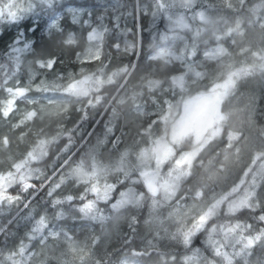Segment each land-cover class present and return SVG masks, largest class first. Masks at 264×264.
Instances as JSON below:
<instances>
[{
    "label": "snow or ice",
    "instance_id": "6c2138e0",
    "mask_svg": "<svg viewBox=\"0 0 264 264\" xmlns=\"http://www.w3.org/2000/svg\"><path fill=\"white\" fill-rule=\"evenodd\" d=\"M221 2L233 17V25L226 28L223 36L231 37L232 44L237 43L235 37L239 36V53L251 56L252 63L248 64L246 60H241L239 64L225 62L223 58L232 53L218 44L211 51L204 52L207 59L218 61L213 72L197 70L196 38L204 30L201 25L213 23L207 9L202 5L198 7L197 0H152L150 7L141 9L137 0L134 19L139 20L143 13L151 15L153 23L158 19L167 21V30L159 39H175L179 31L187 30L192 33V43L186 44L179 55L168 48H160L150 58L162 60L165 68L173 60L179 61L183 71H169L166 80L155 78L158 73L143 75L140 77L139 92L134 91L129 97L128 78L136 66L130 61L128 65L112 70L113 53L105 51L107 35L114 40L107 47L114 48L117 54L123 51L139 55V42L136 40H125L121 49L119 37L132 31L121 28L120 20L124 13L114 15L109 26L104 15L93 17L92 13H88L89 19L85 20L79 10L69 9L71 24L78 25L82 32L87 29L84 38L87 47L80 50L76 32L65 28L62 23L65 17L59 14L60 0H0V27L10 25L16 29L5 52L7 62L0 63V93L7 94L0 96V123L17 128L30 121L43 122L46 118H55L60 129L55 137L48 140L39 138L43 133L41 128L35 146L21 153L19 158L12 159L6 168L0 169V209H11L23 203L27 212L19 217L17 224L24 222L28 241L21 240L9 246L5 239L0 245V264H53V260L55 264H101V261L91 259L98 238L92 237L90 241L81 243L62 221L69 212H74L79 215H73V220L87 219L103 224L118 218L124 209L142 207L146 198L150 216L151 210L157 206L166 204L170 208L168 219L178 226L174 232L164 231L167 239L185 249L183 264H252L250 258L255 254L254 250H264V129L250 145L247 144L249 138L243 133L227 131L224 148H235L239 154L241 148L238 145H247L251 153L249 161L239 172H234L236 161L225 163L217 159L219 167L206 177L214 181V186L201 184L193 197L203 200L204 206L186 221L183 219V210L189 207L186 202L189 197L180 192L182 183H192L203 168L205 157L221 147V144L210 142L220 137L230 122L231 112L228 109L236 98L238 82L257 72L264 74V15L260 14L264 10V0L251 7L248 0ZM45 16L48 18L45 30L50 35L59 34L58 47L68 46L73 50L78 70H61L62 58L47 48L44 49L46 57L36 54L37 42L28 33L31 31L35 35ZM134 27H139V24ZM249 28H259L258 46L247 40ZM221 39V35L216 36L218 42ZM28 56L33 59L28 61L27 82L22 84L19 74ZM205 79L208 83H202ZM10 81L13 83L10 84ZM111 85L115 86L106 87ZM192 85L196 86L195 94H192ZM137 95L147 96L152 105L150 110L146 108L147 100L143 104L135 103ZM18 100L32 107L25 108L21 114ZM129 100L138 114L150 116L146 124H139L135 131V136L139 138L134 140L136 164L126 165L132 154L128 149L121 152L116 163L109 165L99 163L95 151H85L77 160H73L74 153L69 152L62 161L58 153L53 161H49L52 175L45 176L39 186L33 183L43 175L39 167L32 166L33 162L47 157L48 145L59 136L67 135L68 142L61 152L68 151L74 134L89 119V109L102 106L110 118L104 122L101 132H85L81 139L88 144L84 137L95 135L97 145H101L109 142L111 134V143L116 147L120 137L115 136L117 127L113 121L121 112L119 106ZM72 112L80 113V116L75 127L67 129L63 121L70 119ZM17 116L21 118L17 120ZM26 134L21 133V138ZM10 143L7 136L0 140L5 149ZM113 172L118 175L109 181L108 176ZM226 176L231 177L230 182L221 183ZM190 177L192 180H189ZM136 184H142L146 192L131 186ZM65 185L77 191H65ZM45 186L47 199L43 200V206L39 202L33 204L29 197L34 198ZM204 187H210V194L203 191ZM30 189L34 191L30 192ZM161 192L162 201L157 199ZM25 193L28 195L25 196ZM195 207L193 204L192 208ZM245 212L252 213L251 219L256 223L244 219ZM139 222L137 214L130 216L128 228L133 236L138 233ZM148 222L145 221L146 224ZM7 235V229L0 225V236L6 238ZM162 238L156 230L151 239L145 238L144 246L133 251V255L150 256L152 252H157L164 256L158 244ZM123 243L131 244L132 237L125 236ZM61 245L64 250L60 257L49 259L44 256V249H55ZM176 259L175 255L171 256L173 262ZM120 264L129 262L123 260ZM132 264L143 262L136 260ZM257 264H264V256L258 257Z\"/></svg>",
    "mask_w": 264,
    "mask_h": 264
},
{
    "label": "trees",
    "instance_id": "16d2710c",
    "mask_svg": "<svg viewBox=\"0 0 264 264\" xmlns=\"http://www.w3.org/2000/svg\"><path fill=\"white\" fill-rule=\"evenodd\" d=\"M152 3V0H139V4L150 7ZM137 0H60V15L64 16L63 21H67L68 16L66 13L67 7H75L80 8L83 11V14L86 18H89L88 13H92L93 17L97 15H104L105 16V23H108L109 26H111V18L114 13L121 12L124 13L125 16H122L120 20L121 28H129L132 29L131 32L127 33L126 36L122 35L119 37V42L122 44L125 40L132 41L136 40L139 42V46L137 51L139 52V55H133L131 53H124L120 52L119 54L116 53V50L114 48H108L107 45L110 43H113L114 40L111 36L106 35L105 39V51H111L113 53V59L110 67L112 70H116L117 67H121L124 65H128L131 61L132 64H134L136 67L131 70V75L129 76V84H128V91L127 96H132L133 92H139V83H140V77L143 75H147L148 73L156 74L158 73L155 78H164L166 77V74L171 71L174 73H178L182 71V67L180 62L173 61L171 64L167 65L165 68L164 66H161L162 63L160 60H152L150 57H152V53L155 51V49L158 46H161L165 44L167 41H164L162 39H159V36L166 32L167 30V21L164 20H156L155 23L152 22L151 15H144L141 13L139 20H136L133 18L135 15V8H136ZM113 5L116 7L113 8ZM107 9V12L105 10ZM226 10V13L229 12L228 9L223 8L219 9V12L221 10ZM129 13H132V15H129ZM127 17L129 19H127ZM229 20V19H228ZM231 21H229L228 24H230ZM139 24V27H134V25ZM218 24V23H217ZM44 25H45V17L41 20L40 24V30L35 32V35L31 31H29V36H31L36 42H37V48H36V54L41 56H47V52L44 51L45 48H47L48 51L55 54L57 57H60L63 55V53L70 52V62L71 64H74V52L71 48L68 46L64 47H58L59 45V34L50 35L48 31H44ZM65 28L67 26L63 24ZM6 26V25H4ZM3 27V26H2ZM0 27V30H2ZM27 27V25H25ZM33 27H35L33 25ZM86 29L82 32L83 39L86 37V34L84 35ZM224 28L220 25L215 29V33H211V29H207L205 35H200L197 40V57L196 60L202 61L200 56V51L202 48L212 46L214 44H217L218 41L215 39V35L223 34ZM181 35H184L188 38H192L191 32L187 30L179 31ZM135 34V35H134ZM86 40V39H85ZM230 37L223 36V38L219 41L223 44L229 45ZM8 44L3 43V40H1V34H0V63L7 62V57L5 55V52L7 50ZM68 49V51H67ZM73 56V57H72ZM32 57V56H29ZM72 57V58H71ZM73 61V63H72ZM203 62V61H202ZM74 66V65H73ZM208 67H214V63H209ZM119 79V77L117 78ZM115 85L106 86V87H114ZM115 94V93H114ZM121 95H124V93H121ZM1 96V93H0ZM143 96L137 95L136 99L142 98ZM132 101H128V103L124 105H120L119 108L121 109V112L118 116V119L113 121L116 124V127L120 124L122 121L121 119L124 117V113L129 111L131 109ZM89 119L84 122V124L81 126V130L78 133L74 134L73 142L69 146L68 151L61 152V149L64 148L65 144L68 142L67 135L59 136L55 142L48 145L49 154L47 157H44L40 161L33 162V167H39L43 173V175L40 176V179L34 180L33 183H35L37 186L41 184V181L44 180L45 176H51L52 175V166L49 163V161H53L54 157L59 153L60 161H62L65 156L69 154V152L74 153L72 156L73 160H77L79 157L82 156V154L87 151L89 153L95 151L96 154L98 153L100 146L97 145V139L96 136L92 137H84V139L88 140V144L84 143V140L81 139L82 136H84L85 132L94 131L95 133H99L103 130L104 122L107 121L110 118V114L108 112H105L104 108L102 106H98L96 109H89ZM80 116V113L72 112L71 118L68 120H64L63 124L65 128L72 129L75 127V122L78 121V118ZM254 120L255 126H263L264 127V92L261 91L260 95L258 97V100L255 105V112L252 116ZM43 128V133L39 135L40 139H48L51 140L52 137H55L57 135V132L60 131V129L57 127V124L55 122V118L53 119H45V121H30L27 122L24 125H21L17 128H12V130H9V126L4 125L2 128H0V138L7 136L10 140V145L8 149H5L4 146L0 147V159L3 158L6 154H13V152H17L20 156L21 153L26 152V150H30L32 147L35 146V143L38 139L37 133H39V130ZM21 133H27L25 136L21 138ZM111 135H109L110 137ZM246 149V148H245ZM18 156V158H19ZM250 156V149L245 153V158ZM114 161V159H112ZM130 163L134 164V158L130 155L129 156ZM56 163H59V161H55ZM112 164V163H109ZM108 164V165H109ZM118 175V173H111L108 176L109 181L113 180L115 176ZM189 180H192L190 177ZM184 186H191L192 190L195 189L192 183H188L187 181L182 183ZM133 188H135L137 191H143V187L141 184L131 185ZM65 191H77V189H69L67 185L64 186ZM16 189H12L14 192ZM34 191L33 189L29 190ZM47 191V187L45 186L43 189L39 191V193L33 198L29 197V199L32 200L33 204H36L37 202L40 203L41 206H43V200L47 199L45 196V193ZM25 196L28 194L25 193ZM103 207V205H101ZM147 207V202L143 204L140 209H135L134 207L127 210L126 215L124 216V219L120 223V235L117 236V238L109 241L105 246L104 249L101 250L99 253L97 252L96 260L101 261V264H115L119 262L120 258L125 255L128 258L132 260H140L143 262V264H183V256L185 254V249H183L181 246L174 245L173 242H169L168 244L162 245L159 247L160 252L164 253V256L159 255L157 252H152L150 256H134L133 251L139 250L142 246V236L146 230V225L144 223L145 221V211ZM25 212H27V209L24 208L23 203H20L18 205H14L11 207V209L3 208L0 209V225H3L7 231L8 235L5 238V236H0V245H2L5 242L8 243L9 246H12L13 243H19L21 240H24L25 243H27V238L25 235V227L24 222L20 221L19 225L17 224V220L20 216H22ZM132 214H137L139 217V224L137 225L138 233L133 236V234L130 232L128 228V222L130 219V216ZM252 213L245 212L243 214V218L247 219L251 223H256V221L251 219ZM12 221L9 223V221ZM65 225H67L68 228L71 229V234L74 237H79L80 233L82 231L81 228H76L75 225L81 224H89L88 222L79 221V220H73L71 217L67 216L64 221H62ZM94 226L95 223H92ZM92 225V226H93ZM103 225V224H102ZM102 227H99L98 229H101ZM125 236L132 237V243L125 245L123 243V238ZM255 254L250 258L252 261V264H257L258 257L264 256V250H261L259 248L255 249ZM175 255L177 257L176 261L173 262L171 260V256Z\"/></svg>",
    "mask_w": 264,
    "mask_h": 264
},
{
    "label": "rangeland",
    "instance_id": "374dc122",
    "mask_svg": "<svg viewBox=\"0 0 264 264\" xmlns=\"http://www.w3.org/2000/svg\"><path fill=\"white\" fill-rule=\"evenodd\" d=\"M198 7L203 6L205 9H207L208 14L211 16L213 23L209 25H201V27L204 29L201 32V35H205L206 30L209 28L211 29V33H215V29L220 25L221 27L224 28V31L226 28L230 25H233V17L229 15V12L226 13V10L224 9L223 11L219 12V9L225 8L221 2V0H197ZM260 0H248V6L251 7L255 4H259ZM141 9H143L146 6L140 5ZM69 9H76L79 10L82 13V18L87 20L89 18H86L83 14V11L80 8H75V7H67L66 8V13L68 16V11ZM121 13V12H120ZM119 12H116L113 14L118 15L120 14ZM261 15H264V10H261L260 12ZM112 16V17H113ZM125 16V15H123ZM47 16H45V25H44V31H46L47 27ZM127 19H129L127 17ZM229 19V20H228ZM229 21H231L230 24ZM63 24L67 26V29H71L76 32L78 39H80V45L79 48L80 50H83L85 47H87V42L85 39H83L82 31L80 30L78 25H73L70 22V17L68 16L67 21H62ZM199 23V22H197ZM218 23V24H217ZM244 23L245 26H247V17L244 18ZM167 26V24H166ZM0 30L1 34V40H3V43L9 44L12 36L15 35L16 29L13 28L10 25L3 26ZM87 35V29L84 32V35ZM171 36V34H169ZM221 35L223 38V34H218ZM192 36V33H191ZM215 35V39H216ZM183 37V39H181ZM198 38V37H197ZM196 38V44H198V40ZM231 37L229 40V45L227 46L226 44H223L222 42H218L217 44H214L212 46H208L205 48H202L200 51V56L201 60H197V70H205L207 69L209 73L211 74L213 70L216 68L218 61L210 60L207 59L204 56V52L211 51L215 47H217L218 44L223 45L225 48L229 50L230 53H232L231 56L229 57H224L225 62H231V63H236L239 64L241 60H246V63L251 64L253 61V58L251 56H242L239 53V43L241 41V38L239 36L235 37L237 43L232 44L231 42ZM247 40H250L253 42L254 46H258L259 44V28H256L255 30H252L249 28L248 35H247ZM60 41V38H59ZM192 43V38H188L184 35H181L178 32V35L175 39H171L167 41L165 44L158 46L155 51L152 53V56L155 55L160 48H168L170 49L173 53L179 55L181 50L184 48L186 44H191ZM124 47V42L121 44V49ZM68 51V49H67ZM123 52V51H121ZM63 60V62L59 65V68L64 71H73V70H78L79 65L77 64H71L70 62V52L63 53L62 56H60ZM73 57V56H72ZM71 57V58H72ZM33 57H26L24 64L22 65V71L19 74V78L21 80V83L27 82L28 78V61L32 60ZM74 61H75V56H74ZM175 61V60H173ZM172 61V62H173ZM162 63L161 66L163 65V61L160 60ZM171 62V63H172ZM179 62V61H178ZM214 63V67H208L209 63ZM73 63V61H72ZM170 63V64H171ZM74 65V66H73ZM35 65L33 64V68ZM183 71V69H182ZM181 72V71H180ZM179 73V72H178ZM157 79H162L166 80V77L164 78H157ZM15 80V78H14ZM10 84L13 83V81L9 82ZM202 83H208V80L205 79ZM192 94H195V89L196 86L192 85ZM264 92V74H261L259 72L255 73L254 75L248 76L246 78H243L241 81L238 82V89H237V95L236 98L232 101L231 105L229 106V111L231 112V118L229 124L226 126L225 130L222 132L220 137H217L214 141L210 142L213 144H221V147L216 148L212 153L208 154L205 159H204V166L203 168L200 169V173L197 176L195 180H192V184L195 187L194 190H192L191 186H184L182 184L180 192L182 194H185L187 197V204L188 208L184 209L183 211L185 212V215L183 219L186 221L187 219L190 218V216L193 214L195 211H199L200 207L204 206V201L200 199H193L195 196V191L200 190V185L201 184H207L209 186H214V181H209L206 179L207 175L213 172L215 169L219 167V165L216 163L217 159L224 161L225 163H231L232 161H236L235 164V169L234 172H239L240 168L243 167L245 162L249 161L250 156L245 158V153L249 151V147L247 145H238L241 148V151L239 154L235 152V148L232 149H226L224 148V144H226V134L227 131H234V132H240L246 135L249 140L247 142L248 145L256 141L257 134L264 129L263 126H255L254 125V120L252 118L254 112H255V105L258 100V97L260 95V92ZM159 94V92H157ZM6 93H1V96H6ZM31 95V94H30ZM147 100V96H143L142 98L136 99L135 103L137 104H143L144 101ZM17 106L21 111V114L23 113L25 108H31V105H25L21 101H17ZM151 101L147 100V109H151ZM124 117L121 119L122 121L120 124L117 126V130L115 131V136L120 137V141L117 143L116 147H113L111 140H112V135L108 137L109 142L107 144H101L100 149L98 151L97 155V160L101 164L108 165L109 163H116V161L119 159V156L121 152H123L125 149H128L132 154L131 156L134 158V164L137 163L136 160V155L135 152L137 151L136 145L134 144V140H139L138 137L135 136V131L136 128L139 126L141 123H145L150 119V116H145V115H140L137 113L136 108L134 104H131V109L124 113ZM21 117L17 116L16 119L19 120ZM4 125L9 126V130H12V127L10 124L7 123H0V128H2ZM14 129V128H13ZM3 139V138H2ZM0 138V140H2ZM234 145H237L236 141H233ZM0 147H3L2 144H0ZM246 148V149H245ZM217 153L219 155L217 156ZM251 155V153H250ZM19 154L15 151L13 154H6L3 156V158L0 159V169L6 168L9 164H11L12 159H17ZM227 157V159H225ZM114 159V161L112 160ZM130 163V160L126 161L127 166L134 165ZM231 177L226 176L224 180L221 181L223 184H227L230 182ZM142 185V184H141ZM143 187V185H142ZM191 190V191H190ZM143 191L146 192V189L143 187ZM203 191L206 193L210 194V187H204ZM217 191H219V188H217ZM157 199L161 200L163 199V193L161 192L158 194ZM147 202V207L145 211V221H149L146 225V230L142 236V246L145 244V238L147 237L148 239H151L155 231L158 230L160 232V236L163 237L158 241L159 247L165 244H168L170 242L169 239L166 238V233L165 229L168 230V232H174L176 230V227L178 226L175 222L171 221L168 219V212L170 211V208L165 204L163 206H157L155 209L151 210V216L149 215L150 208H149V202L148 199L146 198L143 201V204ZM195 204L196 207L193 209L192 205ZM104 207V206H103ZM136 210L140 208L134 207ZM128 209L122 210L123 214L119 215L118 218L111 219L109 221H106L105 223L100 224V223H95L92 221H89L87 219H77L79 221H84L88 222L89 224H81L79 223L78 225H75L76 228H81L82 231L80 233L79 237H74L77 241L83 243L86 240L90 241L92 237L98 238V242L95 244V247L93 248V256L91 257L92 260H96L97 257V252L99 253L101 250L104 249V246L111 240L117 238V236L120 235L121 229H120V223L124 219V216L126 215ZM73 215H79L78 213L74 212H69L67 216L71 217ZM116 215V214H114ZM161 221H163V224H161ZM92 223H95L96 225L94 226ZM93 225V226H92ZM99 227H102L101 229H98ZM141 246V247H142ZM64 250V246L61 245L59 248H47L43 250L44 256L48 257L49 259H52L53 257H60L61 252ZM37 251H40V249H37ZM71 257H69L70 259ZM127 260L129 264H132L133 261L127 256L123 255L119 262L115 264H120L121 261ZM53 264H55L53 260Z\"/></svg>",
    "mask_w": 264,
    "mask_h": 264
}]
</instances>
